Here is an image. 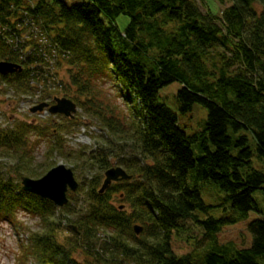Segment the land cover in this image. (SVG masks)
Returning <instances> with one entry per match:
<instances>
[{"label":"trees","instance_id":"obj_1","mask_svg":"<svg viewBox=\"0 0 264 264\" xmlns=\"http://www.w3.org/2000/svg\"><path fill=\"white\" fill-rule=\"evenodd\" d=\"M204 8L198 0H0V62L22 67L0 83L18 94H41L39 103L73 100L133 150L132 162L119 160L132 180L91 192L88 212L72 222L76 230L64 244L59 207L21 186L22 177L41 176L30 138L40 134L39 124L0 125V156L18 162L14 175L0 164V222L21 209L40 219L45 234L30 236L37 264H264V219L248 225V245L220 241L224 228L260 212L253 195L264 194V0H230L221 16ZM122 15L130 19L124 31L117 23ZM112 80L139 101L128 125L105 98L103 86ZM175 82L182 86V114L195 105L207 110L202 132L188 135L158 102L160 90ZM126 149L95 152L101 169ZM208 185L224 194L221 206L229 204L220 218L203 198ZM122 189L130 213L110 204ZM137 223L139 236L132 230ZM191 223L202 236L177 256L172 238ZM101 231L109 239L97 249Z\"/></svg>","mask_w":264,"mask_h":264},{"label":"rangeland","instance_id":"obj_2","mask_svg":"<svg viewBox=\"0 0 264 264\" xmlns=\"http://www.w3.org/2000/svg\"><path fill=\"white\" fill-rule=\"evenodd\" d=\"M65 1L70 4H75L83 2L84 0ZM198 2L205 6V10L208 5L209 9L216 16H221L223 11L230 6V0H198ZM129 22V17L124 15L120 16L117 20L119 29L124 31L129 25ZM65 71V67H63L62 76H66ZM181 87L180 83L175 82L163 88L160 90L158 102L165 104L176 113L180 128L188 135L200 133L205 128L208 112L202 106L195 105L192 111L182 114L179 110V103L177 100V93ZM103 88L107 93L105 96L106 100H109L117 108L115 115L119 117L124 125H128L129 121L135 116L134 114L137 112V108L140 106L139 101L134 98L133 94H130L131 92L124 90L121 84L116 80L106 82ZM59 91H62V89ZM60 98L62 97L60 96ZM40 101L41 94L37 93V95L34 96L18 94L14 89L8 87L6 83H0V125L5 127L17 120H24L28 122L33 121L39 124L38 127L40 126V134L35 132L30 136L33 141L35 155V161L32 163L34 167L42 165L40 171L41 176L39 178L46 175L53 168L59 165H65L67 168L73 170L75 178L79 183L77 192L68 193V206L66 205L65 208H58L56 212V221L63 223V228L59 233L58 240L65 244L73 236V232L70 230L71 227L88 212L91 206L92 193L98 189L100 191L106 171L114 167H121L127 172V167L122 164L120 165L119 160L125 157L127 162L129 160L132 162L130 158L132 157L133 150L123 141L128 139L124 138L123 135L111 134L107 129L102 127L101 121H97L90 114H87L83 106H79L76 103L78 105L77 113L73 119L68 121L70 118L63 115H53L48 109L40 113L31 112L32 108L42 103H49L50 105L55 104L54 100L51 99L42 103H39ZM129 140H131L130 137ZM56 141L59 142V145L56 143L53 147V142ZM109 142L113 143L111 144ZM126 143L130 144L131 142L128 141ZM57 145H61L62 147H58ZM111 145L115 148L125 145V149H127L123 152L116 153L117 157L112 155V157L109 156L111 165L108 169L102 170L98 162L100 160L97 155L98 153L96 154L95 152L102 148H109ZM195 149L196 153H198V145H195ZM94 155L98 157L93 159ZM0 164L2 170L6 169L11 172L13 168H16L18 162L14 161L13 158L0 156ZM22 164L24 167L28 165L26 161ZM30 166L32 167V165ZM32 169L34 168L32 167ZM10 174L14 175L13 172ZM127 174L130 175L129 172H127ZM24 177L37 179L28 175ZM131 180L132 178L118 183L123 187L125 181ZM208 186L209 187L205 188L206 191L203 192V198L206 204L213 206L210 210V215L215 218H220L226 213V208L228 209L227 211L230 210L229 204H226L225 208L221 206V197L223 199L224 194L221 192L219 194L217 188L211 185ZM123 192L122 189L112 194L109 199L110 204L130 213L131 208L128 204L123 206L124 203L120 198ZM253 198L260 212H251L247 221L224 228L223 232L220 234V241L222 243L233 242L239 247L250 243L251 235L248 231V225L256 219H264L263 192L257 191L254 193ZM10 222H0V264H37L33 257L34 251L30 249L33 245L32 242H30V236L45 234V232L41 230L40 219L35 218L27 213V211L21 209L14 213ZM135 225L140 224L137 223L132 225L133 232ZM107 233L106 231L99 232L97 249H101V244L109 239ZM201 236V229H199L195 223H191L186 227L183 233L173 236V252L177 256H184L190 253ZM109 256L111 255L109 254ZM80 259L83 258L80 257Z\"/></svg>","mask_w":264,"mask_h":264},{"label":"water","instance_id":"obj_3","mask_svg":"<svg viewBox=\"0 0 264 264\" xmlns=\"http://www.w3.org/2000/svg\"><path fill=\"white\" fill-rule=\"evenodd\" d=\"M17 71H22V67L17 64L8 62H0V75L7 76ZM48 108L51 114L64 115L68 118H74L77 113V105L67 98H56L55 104L50 107L49 104L43 103L31 109V112H42ZM132 177L127 174L126 170L121 167H114L106 171L103 185L99 191L104 194L113 183L123 180H130ZM22 188L28 194L38 196L40 198L51 201L57 207H64L69 203V191L76 192L79 188L74 172L65 165L50 170L46 175L39 179L29 177L22 178ZM76 230V227H73ZM143 231L141 225L134 226V232L139 236Z\"/></svg>","mask_w":264,"mask_h":264}]
</instances>
